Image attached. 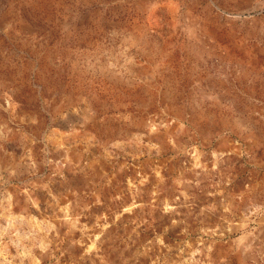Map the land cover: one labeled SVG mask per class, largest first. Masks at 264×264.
Listing matches in <instances>:
<instances>
[{"label": "rangeland", "instance_id": "374dc122", "mask_svg": "<svg viewBox=\"0 0 264 264\" xmlns=\"http://www.w3.org/2000/svg\"><path fill=\"white\" fill-rule=\"evenodd\" d=\"M0 264H264V0H0Z\"/></svg>", "mask_w": 264, "mask_h": 264}]
</instances>
